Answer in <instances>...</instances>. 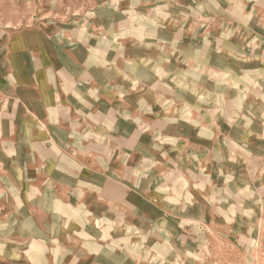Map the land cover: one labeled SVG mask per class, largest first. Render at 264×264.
Wrapping results in <instances>:
<instances>
[{
  "label": "crops",
  "instance_id": "obj_1",
  "mask_svg": "<svg viewBox=\"0 0 264 264\" xmlns=\"http://www.w3.org/2000/svg\"><path fill=\"white\" fill-rule=\"evenodd\" d=\"M260 139L264 0H0V264H207Z\"/></svg>",
  "mask_w": 264,
  "mask_h": 264
},
{
  "label": "rangeland",
  "instance_id": "obj_2",
  "mask_svg": "<svg viewBox=\"0 0 264 264\" xmlns=\"http://www.w3.org/2000/svg\"><path fill=\"white\" fill-rule=\"evenodd\" d=\"M258 144L261 149L253 148L255 142L247 146L240 162L235 163L240 168L230 169L229 191L220 190L214 197L215 215L202 218L201 224L194 227H208L210 250L204 252L207 264H264V141ZM231 156L237 157L238 153ZM184 234L191 241L199 238L200 246L207 244L196 231Z\"/></svg>",
  "mask_w": 264,
  "mask_h": 264
}]
</instances>
